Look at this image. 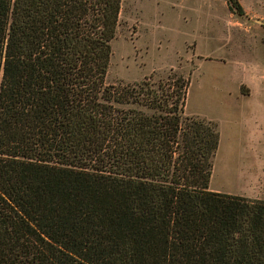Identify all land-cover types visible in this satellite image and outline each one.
I'll use <instances>...</instances> for the list:
<instances>
[{
  "label": "trees",
  "instance_id": "obj_1",
  "mask_svg": "<svg viewBox=\"0 0 264 264\" xmlns=\"http://www.w3.org/2000/svg\"><path fill=\"white\" fill-rule=\"evenodd\" d=\"M121 2L0 0V264H264V199L209 188L191 77L105 80Z\"/></svg>",
  "mask_w": 264,
  "mask_h": 264
},
{
  "label": "rangeland",
  "instance_id": "obj_2",
  "mask_svg": "<svg viewBox=\"0 0 264 264\" xmlns=\"http://www.w3.org/2000/svg\"><path fill=\"white\" fill-rule=\"evenodd\" d=\"M238 1L122 0L105 80L190 76L185 113L218 122L209 188L264 199V0Z\"/></svg>",
  "mask_w": 264,
  "mask_h": 264
},
{
  "label": "crops",
  "instance_id": "obj_3",
  "mask_svg": "<svg viewBox=\"0 0 264 264\" xmlns=\"http://www.w3.org/2000/svg\"><path fill=\"white\" fill-rule=\"evenodd\" d=\"M258 179L260 180L259 177H258ZM238 193H240L242 195L250 196V197H257L258 196V194L256 192H254V190H252L251 187H248V185H246L243 189H240V191Z\"/></svg>",
  "mask_w": 264,
  "mask_h": 264
}]
</instances>
